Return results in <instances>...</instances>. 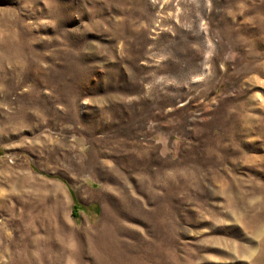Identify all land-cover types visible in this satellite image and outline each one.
<instances>
[{
	"label": "rangeland",
	"instance_id": "1",
	"mask_svg": "<svg viewBox=\"0 0 264 264\" xmlns=\"http://www.w3.org/2000/svg\"><path fill=\"white\" fill-rule=\"evenodd\" d=\"M0 264H264V0H0Z\"/></svg>",
	"mask_w": 264,
	"mask_h": 264
}]
</instances>
